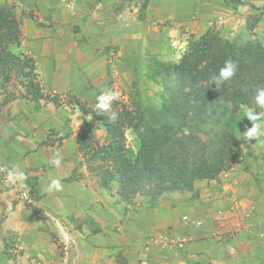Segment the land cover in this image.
Instances as JSON below:
<instances>
[{
	"label": "crops",
	"instance_id": "obj_1",
	"mask_svg": "<svg viewBox=\"0 0 264 264\" xmlns=\"http://www.w3.org/2000/svg\"><path fill=\"white\" fill-rule=\"evenodd\" d=\"M240 1L232 9L223 0H0L19 25L12 51L32 59L49 98L0 105V233L15 236L14 264H255L264 257V135L244 138L252 122L246 128L241 120L236 130L229 170L195 181L193 191L160 196L147 212L141 202H120L116 184L106 192L84 176L77 144L90 117L76 101L92 106L110 81L127 87L149 53L175 62L187 38L210 28L227 39L248 37L246 22L264 0ZM252 33L264 40V14ZM55 152L59 167L50 163ZM17 168L26 180L8 182L7 171ZM56 178L63 191L49 192ZM185 215L201 225L183 226ZM172 234L188 236L182 250L149 242Z\"/></svg>",
	"mask_w": 264,
	"mask_h": 264
},
{
	"label": "trees",
	"instance_id": "obj_2",
	"mask_svg": "<svg viewBox=\"0 0 264 264\" xmlns=\"http://www.w3.org/2000/svg\"><path fill=\"white\" fill-rule=\"evenodd\" d=\"M223 1L232 9L242 3ZM260 10L264 11V5ZM259 18L248 19V32L252 33ZM19 39L12 8L0 6V79L8 82L13 76H22L26 97L34 102L48 100L36 83L32 59L11 49ZM229 59L238 64L236 75L217 89L211 77ZM150 69L148 80L160 88L157 101H137L132 110L115 100L114 122L109 120L110 112L97 115L94 108L80 105L82 116L91 119H83L77 144L86 161L99 162L101 189L109 191L116 184L120 202L128 204L136 195H146L152 207L164 194L193 191L195 181L216 179L235 162L241 109L264 114L254 99L256 89L264 88V45L254 35L227 39L210 28L190 39L177 61L153 59ZM94 122L105 131L100 145L92 144ZM127 130L134 137V150L126 146ZM254 262L264 264V257Z\"/></svg>",
	"mask_w": 264,
	"mask_h": 264
},
{
	"label": "rangeland",
	"instance_id": "obj_3",
	"mask_svg": "<svg viewBox=\"0 0 264 264\" xmlns=\"http://www.w3.org/2000/svg\"><path fill=\"white\" fill-rule=\"evenodd\" d=\"M259 8H261V7H259ZM259 8H255V11L260 10ZM259 13L257 15L259 17H261L264 14V11L261 10ZM211 29H214V28H211ZM248 35H249L248 37L247 36L241 37L240 35L235 34L233 37L238 38V39H241V38L242 39H248L250 37L252 38L253 33L249 32ZM192 38H194V36L187 38V43ZM263 43H264V40H262V44ZM11 49H13V47ZM185 49H186V47L184 48V50ZM184 50L182 51V53L184 52ZM182 53H181V55H182ZM170 54L175 55V51L171 52ZM159 58H160V56H159ZM153 59H155L157 61L159 60L156 55L149 53L148 57H146L147 63L142 65L140 69L138 68L139 66L134 67L132 77L130 78V80L128 82V84L129 83L130 84L127 87L116 88L115 86H113L112 81L108 82V90H112L114 92L119 93V96L116 99L117 101H119V103H123L124 105L129 107V109L134 110V103L137 101H141V102H144L147 100H150V102L157 101L156 95L159 92L160 88L156 83L154 84L148 80V75L151 71L150 68L152 67V60ZM163 59H166L165 62H168V63L174 62V58L172 56L166 57V58L163 57ZM175 61H177V60H175ZM35 80H36V78H35ZM24 81H26V80L22 76H13L8 82H3L2 79H0V105H2V106L5 105L6 99L11 101L13 99H22V98L26 97L25 96V89L22 85V84H24ZM36 83H37V80H36ZM51 99L55 100V102H53L51 100L53 103H55L57 105L59 104L60 98L58 99V98L52 97ZM48 100H49V98H48ZM76 104H77V107L80 111L79 113L81 115H82L81 109L79 108L80 105L83 107L89 108V109H93L95 106V104H93L92 106L88 107L82 103L79 104L78 101H76ZM240 113H241L240 119L243 120V122L245 121V123H246V124H243V126L246 125V128H249L248 127V124H249L248 121L249 120H247V118L244 117L245 116V109H241ZM262 121L264 122V120H262ZM94 123H96V124H94ZM94 123L92 125V132L90 134L92 144L100 145L104 141L105 131H104L103 127L100 125V123H98V122H94ZM82 125H83V121H82ZM93 128L95 130H93ZM125 143H126V146L128 147V149H131V150L135 149L134 137L131 134V132L128 130L125 132ZM79 154H80V157L82 158L81 168L84 169V176H87L90 179L95 178L97 181L96 183L98 184L99 175L101 173L99 162H91V161L88 162V161H86V156L82 155L81 153H79ZM236 158H237V154H236ZM106 192H110V190L106 191ZM148 199L149 198L146 195H136L131 200V202L128 204L133 205L134 203L141 202L142 205L145 207L144 210L147 212L151 208L149 206ZM123 203L126 205L125 202H123ZM15 244H16L15 236L12 232L0 233V264H14L13 259L16 257V255H18L20 253V251H18V248L15 246ZM240 264H250V263H240Z\"/></svg>",
	"mask_w": 264,
	"mask_h": 264
},
{
	"label": "clouds",
	"instance_id": "obj_4",
	"mask_svg": "<svg viewBox=\"0 0 264 264\" xmlns=\"http://www.w3.org/2000/svg\"><path fill=\"white\" fill-rule=\"evenodd\" d=\"M238 64L233 60L229 59L224 62L223 67L219 69L217 74L212 75L211 83L216 85L217 89H220L224 83L231 80L237 72ZM119 96V93L114 92L112 90H106L102 92L96 98V103L94 106V111L97 115L111 113L109 116L110 121H115L117 118V113L112 111V104ZM255 102L258 107L264 109V88H257L256 95L254 97ZM262 113H257L253 115V111L251 109H245V116L247 120L252 122V127L248 129L244 134V138L250 142L252 140H256L259 136L264 135V128H262L261 119ZM50 163L55 166L59 167L61 164V158L59 152H55L53 154V158ZM25 173L20 170L19 168L13 170L9 169L7 171L6 179L10 183H16L17 181H24L26 180ZM47 190L49 192H60L63 191V184L59 178L52 179L50 184L48 185Z\"/></svg>",
	"mask_w": 264,
	"mask_h": 264
},
{
	"label": "built area",
	"instance_id": "obj_5",
	"mask_svg": "<svg viewBox=\"0 0 264 264\" xmlns=\"http://www.w3.org/2000/svg\"><path fill=\"white\" fill-rule=\"evenodd\" d=\"M181 223L185 227L189 226L190 224L196 226L201 225V222L191 221L186 215L181 217ZM188 241H189L188 236L181 234H172L171 236L158 235L149 240L150 244L161 246L164 249L168 248V249H177V250H182L186 246Z\"/></svg>",
	"mask_w": 264,
	"mask_h": 264
}]
</instances>
